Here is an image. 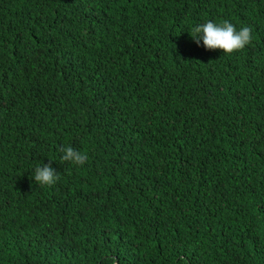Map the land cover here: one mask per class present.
I'll return each mask as SVG.
<instances>
[{
	"label": "trees",
	"instance_id": "1",
	"mask_svg": "<svg viewBox=\"0 0 264 264\" xmlns=\"http://www.w3.org/2000/svg\"><path fill=\"white\" fill-rule=\"evenodd\" d=\"M115 259L264 264V0H0V264Z\"/></svg>",
	"mask_w": 264,
	"mask_h": 264
},
{
	"label": "clouds",
	"instance_id": "2",
	"mask_svg": "<svg viewBox=\"0 0 264 264\" xmlns=\"http://www.w3.org/2000/svg\"><path fill=\"white\" fill-rule=\"evenodd\" d=\"M190 35L198 45L203 41L207 50L219 49L227 54L243 49L253 40L252 30L249 26H243L237 30L236 26L227 20L221 23L209 20L206 23L196 25L190 31ZM61 151L63 152L62 162H71L83 166L88 160L86 153L74 149L72 146L62 148ZM59 179L60 176L52 166L51 159L48 163L38 165L35 168L34 180L41 186H52Z\"/></svg>",
	"mask_w": 264,
	"mask_h": 264
},
{
	"label": "water",
	"instance_id": "3",
	"mask_svg": "<svg viewBox=\"0 0 264 264\" xmlns=\"http://www.w3.org/2000/svg\"><path fill=\"white\" fill-rule=\"evenodd\" d=\"M115 264H117V261H116V259H115Z\"/></svg>",
	"mask_w": 264,
	"mask_h": 264
}]
</instances>
